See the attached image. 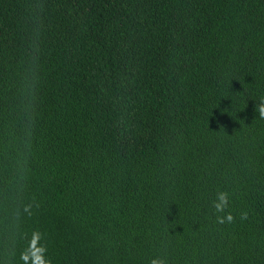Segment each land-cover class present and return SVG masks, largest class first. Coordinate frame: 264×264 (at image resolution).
Instances as JSON below:
<instances>
[{
	"label": "trees",
	"instance_id": "trees-1",
	"mask_svg": "<svg viewBox=\"0 0 264 264\" xmlns=\"http://www.w3.org/2000/svg\"><path fill=\"white\" fill-rule=\"evenodd\" d=\"M262 108L264 0H0V264H264Z\"/></svg>",
	"mask_w": 264,
	"mask_h": 264
},
{
	"label": "clouds",
	"instance_id": "clouds-1",
	"mask_svg": "<svg viewBox=\"0 0 264 264\" xmlns=\"http://www.w3.org/2000/svg\"><path fill=\"white\" fill-rule=\"evenodd\" d=\"M261 115H264V108L261 109ZM217 208H219V205H217ZM152 264H164L163 260H153Z\"/></svg>",
	"mask_w": 264,
	"mask_h": 264
}]
</instances>
